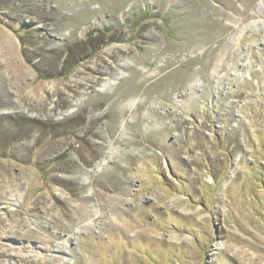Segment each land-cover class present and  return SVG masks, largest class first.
Returning a JSON list of instances; mask_svg holds the SVG:
<instances>
[{
    "label": "rangeland",
    "instance_id": "obj_1",
    "mask_svg": "<svg viewBox=\"0 0 264 264\" xmlns=\"http://www.w3.org/2000/svg\"><path fill=\"white\" fill-rule=\"evenodd\" d=\"M0 264H264V0H0Z\"/></svg>",
    "mask_w": 264,
    "mask_h": 264
},
{
    "label": "trees",
    "instance_id": "obj_2",
    "mask_svg": "<svg viewBox=\"0 0 264 264\" xmlns=\"http://www.w3.org/2000/svg\"><path fill=\"white\" fill-rule=\"evenodd\" d=\"M26 15H23V17H25ZM25 21V20H24ZM24 21H18V23H20V25H19V28L20 29H22L23 31H25V32H27V33H29L30 32V30L32 29V30H34L35 28H34V26H27V25H24V24H22ZM22 34H19V38H20V41L22 40ZM23 42V41H22Z\"/></svg>",
    "mask_w": 264,
    "mask_h": 264
}]
</instances>
